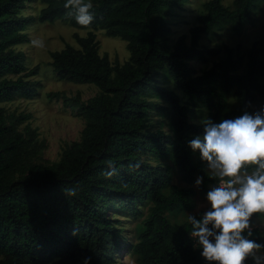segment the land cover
<instances>
[{
  "label": "trees",
  "instance_id": "trees-1",
  "mask_svg": "<svg viewBox=\"0 0 264 264\" xmlns=\"http://www.w3.org/2000/svg\"><path fill=\"white\" fill-rule=\"evenodd\" d=\"M35 1L0 0V104L31 100L42 88L32 79L38 66L27 71L25 54L15 49L29 42L25 31L35 23L61 21L88 30L85 37L74 36L78 48L67 44L50 52V65L58 79L94 85L99 92L85 102L79 94L47 93L84 120L80 140L51 165L32 162L44 145L29 127L17 130L29 117L6 116L0 107V264H83L86 257L90 264H119L126 253L140 264H208L202 249H194L188 218L173 225L166 216L194 209L198 176L204 177L198 189L203 195L219 184L188 146L203 135V126L191 123L189 113L199 104L219 124L264 110V66L256 42L244 53L240 45L210 48L200 42L225 25L234 35L253 27L264 0H233L230 8L222 0H208L188 36L173 42L168 19L188 0H91L96 19L87 28L68 16L66 0H38L44 5L38 15L24 16ZM96 31L126 42L129 59L120 65L100 55ZM215 57L202 73L192 65ZM162 75L185 103L160 83ZM229 94L236 106L225 111ZM153 112L167 116L168 132L151 127ZM109 162L116 171L111 178ZM173 168L187 188L172 184ZM65 188H76L77 195L68 197ZM145 203L148 212L135 241L125 242L116 217L137 218ZM254 219H264V213ZM253 232L251 239L264 245L261 231ZM246 264L254 262L249 258Z\"/></svg>",
  "mask_w": 264,
  "mask_h": 264
},
{
  "label": "rangeland",
  "instance_id": "rangeland-1",
  "mask_svg": "<svg viewBox=\"0 0 264 264\" xmlns=\"http://www.w3.org/2000/svg\"><path fill=\"white\" fill-rule=\"evenodd\" d=\"M208 0H188L183 10H173L174 16L168 19L171 25L172 37L171 41H175L181 35H187L191 27L196 25V19L202 12V5ZM233 0H222L226 7H231ZM44 8L38 0L27 4L26 9L22 12L24 16H37L39 11ZM256 23L253 27L246 26L240 35L232 34L228 26L215 29L209 36L203 37L200 45L210 48H219L222 45H228L232 48L237 45L241 46V53H244L254 42L258 44L260 49V60L264 66V6L259 3L256 10ZM88 30H79L72 28L67 24L56 21L53 23H35L27 28L25 33L28 37V43L17 46V51H22L26 56L27 71L38 66L39 71L34 80H38L42 84L38 95L31 100L17 98L13 102L0 104L4 108L6 116H28L22 124L17 127L20 132L24 128L29 127L35 133L36 140L42 142L44 147L32 156L31 160L34 164L51 165L58 163L62 152L71 143L77 142L81 138V132L84 128V120L76 116V112L72 108L65 107L61 100H49L47 93L63 92L69 97L77 94L80 95L82 101L94 97L99 90L94 85H79L67 80H60L56 77L50 65V52L61 51L65 45L78 48L74 39L75 35L85 37ZM96 40L99 43V54H106L111 63H119L120 65L129 59V52L126 48V42L119 38L107 37L103 31L94 32ZM39 38L44 41L43 48L34 47L31 44L32 39ZM219 57L211 58L208 63H192L197 72L202 73L208 70L214 61ZM160 83L169 90L175 91L185 103L183 95L177 91L171 80L165 75L160 78ZM236 106L232 94L226 96L225 111L231 110ZM210 119L206 110L201 105L191 107L189 113V121L191 123H200L203 119ZM151 127L160 129L165 132L169 131L168 118L165 114L153 112L150 116ZM26 136V134L24 133ZM153 164L157 161L151 160ZM159 162V161H158ZM168 165L169 163L166 162ZM208 172V169L206 167ZM172 184L179 188H187L188 185L182 181L180 174L175 168L172 169ZM196 194L193 198L194 209L191 211L166 213L167 218L173 225H179L187 220L190 214H201L209 207L206 199L207 195H203L193 184ZM148 203L140 206V216L137 218L127 217V215L117 216L121 220L119 227L124 231L123 236L126 237L125 242L135 241V238L141 229L142 220L148 212ZM253 228H258L264 237V219L252 220ZM261 254L264 252L261 251ZM1 260V257H0ZM119 264H140L137 256L132 253L121 254Z\"/></svg>",
  "mask_w": 264,
  "mask_h": 264
},
{
  "label": "clouds",
  "instance_id": "clouds-1",
  "mask_svg": "<svg viewBox=\"0 0 264 264\" xmlns=\"http://www.w3.org/2000/svg\"><path fill=\"white\" fill-rule=\"evenodd\" d=\"M64 7L68 16L85 28L96 19L91 0H66ZM31 44L45 46L39 38ZM200 123L203 135L187 143L206 162L209 178H218L219 184L209 187V207L200 218L188 216L194 249H202L200 255L208 264H246L249 258L254 264H264V245L251 239L253 215L264 213V110L245 112L219 124L207 118ZM250 166L255 167L249 172ZM109 167L113 168L111 162ZM115 174L114 168L106 173L109 178ZM203 183L204 177L198 176L195 186L199 189ZM64 192L68 197L77 195L76 188H65ZM90 260L84 258L83 264H90Z\"/></svg>",
  "mask_w": 264,
  "mask_h": 264
}]
</instances>
